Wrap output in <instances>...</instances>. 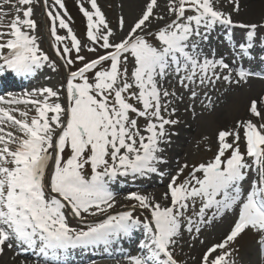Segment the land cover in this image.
<instances>
[{"label": "snow or ice", "instance_id": "snow-or-ice-1", "mask_svg": "<svg viewBox=\"0 0 264 264\" xmlns=\"http://www.w3.org/2000/svg\"><path fill=\"white\" fill-rule=\"evenodd\" d=\"M36 2L0 0V75H33L46 62L56 69L35 34L40 27L33 19ZM39 2L48 17L51 47L63 67L75 61L82 66L67 74L66 107L58 102L60 92L51 87L21 97L0 96V255L5 247L32 250L44 264H62L60 257L68 249L110 246L132 240L140 231L137 253L127 256L128 264H181L175 248L184 232L195 230L198 238L203 227L230 210L236 217L230 229L205 248L199 264H236L238 247L233 245L247 231L259 238L264 250V123L238 120L233 128L219 130L218 151L210 162L192 166L183 180L187 163L171 176L163 194L170 201L166 205L134 191L125 197L133 202L126 210L111 213L116 201L108 187L120 177L165 175L160 165L167 162L164 153L176 134L166 126L178 124L171 116L183 90L195 98L198 90L218 81L239 84L264 75L233 67L223 57H210L203 48L217 25L226 31L239 27L245 30L246 42L238 44L234 62L255 58L257 31L264 23H237L217 7L219 0H167L163 12L156 11L157 0H144L126 34L114 37L116 30L97 0H89L91 11L80 4L87 19L86 36L104 50L89 60L80 54L82 48L90 53L97 48L82 45L64 18L66 12L55 10L65 8L63 0H53L51 7L48 0ZM234 10H239L238 0ZM125 27V19L118 18L117 28L123 32ZM58 28L67 29V37L59 35ZM67 38L71 46L61 49ZM173 80L179 90L166 86ZM21 104L29 107H16ZM258 104H264V97L251 100L249 112L264 120ZM30 111L35 113L31 117ZM138 118L146 121V135ZM8 125L19 134L8 131ZM249 174L253 179L242 196ZM213 208L208 217L207 210ZM137 210L144 211L138 216ZM66 212L82 220L84 214L105 218L90 224L84 220L87 227L77 229L69 226Z\"/></svg>", "mask_w": 264, "mask_h": 264}, {"label": "rangeland", "instance_id": "rangeland-1", "mask_svg": "<svg viewBox=\"0 0 264 264\" xmlns=\"http://www.w3.org/2000/svg\"><path fill=\"white\" fill-rule=\"evenodd\" d=\"M77 1L79 3H77L78 5L75 7L78 10V14H79L78 19L80 18L82 19V20L80 19L81 22L77 24L78 36L81 40L82 45H87L88 47L97 48V51L95 53H90L87 51V48H82V50L85 52L86 58L90 60V58H94L98 56L101 52H104V50L100 49L98 45H92L91 42L88 41L86 36L87 19L86 17L83 16L82 12L80 11V4L82 3L83 6L90 11L92 10L91 5L87 3L88 0H77ZM228 1L229 0H219L217 7L223 10L224 12L231 13L232 19L234 21L247 22L251 20H255V21L259 20L260 17L254 19L251 16L250 12H247L248 14H246L244 11L245 8L240 5L239 0H238L239 3L238 11L234 10L235 2H237V0H234L233 3H228ZM97 3L98 6L101 8L102 12L105 14L106 20L108 21L110 26L116 30L114 33V37H119L116 36V33L119 30L117 28L118 18L123 17L125 19L126 27L124 31L121 33V35L126 34L128 26L131 25V23L133 22V18L137 16L136 15L137 12L140 11V9L142 8V4L144 3V0L141 6L137 9L135 15L133 14L132 10L133 7L139 3V0H133L131 3L129 2L128 4H125V0H97ZM37 7H40L38 1L34 4L35 15L33 16V18L36 20L37 24L40 27L38 28L39 32H36L35 34L39 37L38 39L39 45H44L48 48L47 41L49 37H48V27L45 25L46 17L39 15L41 8L39 9ZM259 16H261V18L264 17V15L262 14ZM70 17L72 18V21H77L76 16H70ZM5 23H7V20H5ZM244 34L245 33L243 31H239L238 32L239 36L237 40L235 36L233 37V40L236 41V43H240V41L244 40L245 37ZM258 34H264V33L263 31H259ZM212 37H219V36L215 35V31H212L209 40ZM221 41L223 42V40ZM221 41L215 42V44L217 46L220 45V47L221 46L224 47V45H221L222 43ZM230 44L232 45V42ZM208 46L212 47V44L210 43L208 44ZM207 53L209 54V56L212 55L211 52H207ZM129 68L131 69V64L129 65ZM61 79H63V75ZM231 84L232 83L225 81H218L214 86H209L206 89L198 90V95L195 98L191 97V95L186 90H183L181 93L183 95V99L181 100L177 98V100L175 101L176 103L182 106L181 114L171 116L172 119L178 120V124L174 126H166V127L172 133L178 132L179 128H181L183 131L188 130L190 132V142L187 144V149L185 154H183L182 152H180L178 155L175 154L176 157L177 156L184 157L186 159L185 163L189 165V168L185 169L184 173L180 176L181 180L187 177L188 172L191 170L192 166L198 165L200 163H208L214 158L216 152L218 151V140H217L218 131L221 129H229L228 128L229 124L225 123L226 121H230V124L232 123L234 124L238 120L252 119L253 122L254 120H256L257 122L255 123L257 124L264 123V120L251 115V113L249 112V108H250L249 101L253 100V96L249 92H247L246 89H241L242 92L246 93L244 96L241 95V92L239 95L237 91H235L234 88L230 86ZM166 86L169 87V90H172L174 87L179 90V86L176 85L174 80L171 81L170 84H167ZM223 88H224V93L221 92V89ZM215 98L216 100L213 103L206 104L209 100H213ZM205 104L208 105L207 111L204 109ZM137 106L140 107L139 105ZM262 107L259 108L260 111H264V108ZM247 112L250 114H248ZM162 114L165 116V118H168L169 116V113L167 112ZM138 119H139V125L141 127V131L143 133V128L146 124V121L144 118H138ZM189 122H194L196 124L199 123L200 127L194 128L192 130L186 129L185 127L188 125ZM201 123H204V126H201ZM143 134L146 135V133ZM172 136H171L172 142L170 146H168L167 148V151H169V153L171 152V148L173 146H177L174 143ZM241 145L240 147L242 151ZM172 163L175 162L173 161ZM86 175L90 176L89 170H87ZM198 175L202 177L203 173H198ZM158 190L160 189L157 187L154 188V190L151 187H146L144 188V191H142V193L147 192L150 197L155 198L156 192ZM131 203L133 202L127 201L125 202V204L114 206L113 209L111 210L114 211V213L118 211L126 210L128 205H130ZM166 204L167 203H162V205H166ZM198 207H199V203H197V209ZM143 211L144 210H137L135 214L140 216ZM214 211H215L214 208L209 209L207 210L206 215L208 217H211L213 216ZM145 214L150 215V213H145ZM88 216L89 215H87L88 222L93 220L97 221L99 219L104 218V214L94 217H88ZM141 218H143V216H141ZM226 220H228V216L226 217V219H221V215L216 216L213 222H210L206 227H203L201 229V231L198 234V238L195 230H193L192 233H188L187 231H185L183 235V239L179 241L178 245L175 248V256L181 262V264H185V263L189 264L188 263L189 261H192L193 262L192 264H196L195 263L196 260L193 256V253L201 252L204 245V244L201 245L202 242L201 240L208 235H213L212 232L213 223L215 222L223 223V221ZM79 226L83 228L82 225ZM221 234L222 232L217 236L219 237ZM206 242H210V240ZM252 245L254 247H252ZM196 247L198 248L195 251ZM233 247H238V252L233 257V259L236 261V264H264V250H262L257 243H254L253 237H249V236L242 237L240 240H236ZM20 259L22 262L28 264H44L42 259L35 258V256L34 257L28 256L26 259H24V257H20Z\"/></svg>", "mask_w": 264, "mask_h": 264}, {"label": "bare ground", "instance_id": "bare-ground-1", "mask_svg": "<svg viewBox=\"0 0 264 264\" xmlns=\"http://www.w3.org/2000/svg\"><path fill=\"white\" fill-rule=\"evenodd\" d=\"M133 0H125V4H128L129 2L131 3ZM143 0H139V3L136 4L134 7H133V14L135 15L136 12H137V9L141 6ZM158 4H159V7L156 9L157 12H163L165 11L166 9V6H167V0H157ZM144 4V3H143ZM142 4V6H143ZM240 5L242 7H244V11L246 14H248L247 12H250L251 16L255 19V18H259L258 21H255V20H251V21H247V22H244L243 23H246V24H251V23H264V17L261 18V16L259 15H264V0H240ZM142 9V8H141ZM140 9V11H141ZM137 12L136 15L139 14V12ZM249 14V15H250ZM128 17V16H127ZM131 17H134V16H131ZM263 29V28H261ZM215 33L216 34H219V33H223L225 30V28L223 26H220V25H217L215 27ZM121 31L118 30L117 33H116V36H120L121 35ZM259 33V29L257 31V35ZM245 36V34H244ZM222 38V37H221ZM223 39V38H222ZM257 40V43L261 40L260 36L256 38ZM259 47V45H258ZM220 48L219 47H215L214 50L215 52H217V50ZM264 51V47H263V50L260 54H262ZM218 53V52H217ZM225 60L227 62L230 63L231 66L234 65V63L228 59V58H225ZM43 76H44V83H46L48 86H52L53 85L55 86L56 85V80L59 78L60 76V73L57 69L53 70L51 69V67L48 65L46 68L43 69ZM55 72L57 74V76L55 75ZM49 77V79H48ZM58 77V78H57ZM46 79V80H45ZM38 84V83H37ZM37 84L36 83H31L30 86L28 87H21V85H16L15 88L16 89L13 91V96H16V97H21L24 93H28V92H32L34 89H37ZM24 88V89H23ZM234 88L235 91H237V93L240 95V92H241V95L244 96L246 93L245 92H242L241 90V85L240 84H235V87H232ZM0 89H2L0 87ZM234 90H231V91H234ZM6 93L9 94V91L6 90ZM7 97V96H6ZM256 99L258 98H261V96H258V97H255ZM174 106L177 107V112L175 115H179L181 114V111H182V106L176 102H174ZM264 106V104H258V108ZM264 108V107H262ZM206 111L208 110L207 108H204ZM248 113V112H247ZM250 114V113H248ZM250 118V117H248ZM225 123H228V127L229 129L233 128V126L235 125V123L233 124H230V121H226ZM231 125V126H230ZM201 126H204V123H201ZM200 125L199 123H194V122H189L188 125L185 127L186 129H194V128H199ZM176 134L173 135V141L174 143L177 145V146H173L171 148V152L169 153V151H166L167 153H164V156H165V159H166V163L163 164V165H160V170L162 172L165 173V175L163 176H160L158 174H152L148 177H144L145 179H143L144 181H147V183H144L143 185L144 186H149L151 187L153 190L154 188H159L160 190H158L156 192V196H155V199L160 201L161 204L162 203H168L169 201H165L164 199V196L163 194L168 190L167 186L168 184L167 181L171 178L172 175H175L176 174V171L179 167V165H182V164H185V158L184 157H176V155H178L180 152H182L183 154H185L186 152V149H187V144L190 142V132L188 130H182L181 128H179L178 132H175ZM169 154V155H168ZM176 154V155H175ZM168 155V157H167ZM167 157V158H166ZM175 162V163H172V162ZM131 178H118L117 180L114 181V186L117 190H123L122 192H126L127 191V188H128V182L130 181ZM142 182V181H141ZM249 187H247L246 189L243 190V193H245L247 191ZM142 194H148L147 192H144ZM117 199H115L116 201V204L115 205H121L123 204L125 201H127L125 199L126 196H124L123 194L121 195H117ZM226 215H224V219H226ZM225 224V225H224ZM226 223H218V222H215L213 223V230L216 229L217 231L215 232V234L213 235H208L206 237H204L202 239V242H206V241H213V242H217L219 241L221 238H218L217 235L220 234L223 230L226 229ZM141 234L140 231H137L134 238L132 240H121L120 242H115L113 243L111 246L112 247H118L117 249H119L120 247V244H122L123 246H133V241L135 239H137V237ZM199 242V241H198ZM199 246V245H197ZM252 247H254L252 245ZM198 247L195 248V251L197 250ZM116 250V249H115ZM205 250V247L203 246L201 252H197V253H193V256L195 258V263H199V260H200V255L202 254V252ZM122 253V255L120 256H114L116 258H122L123 256H125V254L123 253V251H120ZM131 252V251H129ZM7 254V253H6ZM8 255V254H7ZM6 255V256H7ZM35 258H38V257H35ZM87 258H96V255L95 254H75V256L69 258L71 259L70 261H67L65 262L64 264H70L74 261H83ZM13 260H16V263L17 264H22V262H20L17 258H13ZM74 260V261H73ZM11 263V262H9ZM122 263H125V262H122ZM189 264H192L193 262L192 261H189L188 262ZM0 264H8V262L6 261L5 257H2L0 256ZM25 264V263H23ZM120 264V263H119Z\"/></svg>", "mask_w": 264, "mask_h": 264}]
</instances>
